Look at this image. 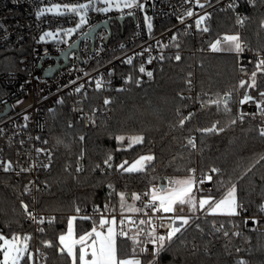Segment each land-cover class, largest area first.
<instances>
[{"label": "trees", "instance_id": "obj_1", "mask_svg": "<svg viewBox=\"0 0 264 264\" xmlns=\"http://www.w3.org/2000/svg\"><path fill=\"white\" fill-rule=\"evenodd\" d=\"M250 20L239 29L236 25V15L233 11H216L208 22L210 27V40L203 41L201 37H190L183 32L173 47L166 53L161 66L156 70L153 79L143 80L138 87L134 83L125 85V91L91 92L85 100V107L91 110L102 102L105 96L112 98V112L109 117H98L96 126H85L84 120H78L72 111L70 101L54 109L53 116L46 113V127L43 137L55 148L53 164L50 171L40 174V191L35 203L31 194H23L26 182H18L12 174L0 171V228L9 238L13 234L21 237L30 235L29 250L35 246V241L47 254L46 264H70V259L57 253L56 247L46 248L41 243L45 240L58 245V236L67 231L68 219L75 212L77 206L93 208L96 205L104 208L105 203L110 207L115 206L114 213H120L119 197L117 193H143L151 184L161 181L163 174H169L175 179L185 178L189 173L187 168H195L198 173L207 172L211 167H220L225 170L226 177L233 180L264 154V139L260 138L256 129L258 120L246 118L244 123H237L227 127L229 121L236 113V57L229 53L205 52L207 46L222 34H232L241 30L242 38L253 48H264V30H261L260 20L264 19V4H258L255 8H246ZM259 33V35H258ZM179 45L176 47L175 45ZM176 50H180L181 60L176 61ZM191 51H196L191 54ZM29 52L26 47L8 50L0 46V75L18 70L21 59ZM172 57V59H167ZM119 73L132 75L139 78L134 70L118 68ZM192 73L193 91L201 100H181L179 93L188 92L185 80L187 74ZM264 88V87H263ZM262 88V89H263ZM226 92H232L231 114L223 111L217 112L215 105L205 104L201 110V102L215 99L217 95L223 96ZM207 93L208 95H204ZM187 105V107H184ZM182 115H177V109ZM195 116L187 121L183 128L178 126L179 120L189 113ZM219 121V126L227 127L220 135H202L197 129L211 127ZM73 122L69 128L68 123ZM251 130V131H250ZM144 134L146 139L143 144L124 146L113 138L124 135L126 138ZM85 140L81 142L79 136ZM195 137L196 149L186 147L187 139ZM57 139L62 143L57 144ZM81 148L85 149V159L81 162L86 171L79 175V183L73 179L76 161ZM120 150H117V149ZM111 153L113 156V168L106 173L96 171L92 173V167L99 163L103 167V160ZM152 153L156 156L155 169H149L146 175L124 174L115 170V166L127 160L133 163L141 155ZM70 165L68 171L65 166ZM70 170V171H69ZM264 176V161L257 164L245 180L238 185V197L248 209V214H257V204L260 201L261 189L251 191L250 181L255 179L259 184V178ZM157 177V180H152ZM225 177V178H226ZM215 179V176H214ZM43 181H47L49 187L45 189ZM112 184L115 192L109 197V187ZM219 197L220 193H213ZM23 200L31 210L36 206L38 211L44 214H53L54 222L41 226L44 232L35 233L33 224L28 220L20 201ZM129 203L133 201L129 200ZM138 206L139 202H135ZM187 211V209H185ZM99 219V217H95ZM92 227V221L76 219L75 231L77 236ZM254 244L248 255L252 264L264 263V233L251 232ZM188 248L192 243L199 247L198 255L189 256L188 249H181L174 245L170 252L163 253L159 264H236L232 245L225 248V242L211 243L199 233L190 230L187 234ZM212 246L208 254L205 247ZM118 247L123 255L131 254V243L127 240H118ZM231 253V254H228ZM174 257L176 259L174 260ZM144 264L149 260L144 258ZM23 264V262H22ZM34 264V262H33Z\"/></svg>", "mask_w": 264, "mask_h": 264}, {"label": "snow or ice", "instance_id": "obj_2", "mask_svg": "<svg viewBox=\"0 0 264 264\" xmlns=\"http://www.w3.org/2000/svg\"><path fill=\"white\" fill-rule=\"evenodd\" d=\"M185 3L190 2V0H184ZM221 0H216L219 4ZM96 3H103L104 7H96ZM195 3L201 8L214 7L212 0H205V3H200V0H195ZM245 3L250 7L255 8L258 3L264 4V0H245ZM113 7L116 9H144V4L140 0H87L86 3H75V4H64L62 7L60 5H53V7L40 8L36 12L37 18L42 17L45 13H55L57 15L65 16L72 15L77 19L74 27L67 29H57L54 33L52 31H45L39 37L38 42H47L46 38H55L60 31L65 34L70 35L73 32L80 29L83 25L88 23L87 13L89 11H96L100 13H107ZM236 7H238L237 0H231L227 5V8H231L235 12ZM221 11H225L226 8H221ZM127 15H134V12L129 11ZM185 15L187 17H192L194 15L193 11L187 10ZM236 24L243 27L245 21L249 19L248 16H240L239 13L236 14ZM212 13L205 11L203 15H199L198 19L195 21V27L198 32L207 33L210 31V27L207 22L211 20ZM145 21L147 24V29L149 34L152 30L151 18L145 16ZM181 23H184L183 17H177ZM202 25H204L202 27ZM261 30H264V19L260 20L259 25ZM259 35V33H258ZM173 41L177 39L174 35L171 37ZM159 44V41H157ZM169 45H162L166 48ZM179 47V45H175ZM71 47V46H69ZM124 46L121 45V48ZM209 50L212 52L219 53H229L235 54L237 60L239 61L240 55L245 51L252 52L255 57L254 70L248 75V79H241L236 88L244 89L242 98L239 100V105L241 108L237 111L234 118L229 121L227 127L236 125L238 122L243 124L245 119L251 117L255 119L260 116L264 120V89L258 86V74L264 76V55H262V49H253L246 41L241 38L239 32L234 34H225L222 38L217 39L214 43L209 45ZM151 51V45L148 48L143 49L142 52L136 53V56H143L144 52ZM47 50H45L44 55H47ZM134 56H128L122 62L128 65L133 64ZM154 57H148V63L151 64ZM159 60L166 59L163 55L158 57ZM167 59H172L168 57ZM176 61L181 60V55L177 53L174 56ZM249 64H253V60L248 61ZM239 70L243 74H247L246 65L240 64ZM99 71V69H96ZM114 70H109L108 75L111 76ZM139 73H145L147 77L151 80L153 79V72L147 71L144 64L141 63L138 69ZM91 74L89 72H84V76L88 77ZM192 73L187 74V79L185 84L187 85L188 91L193 88L192 83ZM39 79V78H37ZM81 79L77 77L75 80L69 81L68 84L63 85V88H68L70 85L77 84V80ZM125 83H134L136 86H140L143 81L140 78H135L132 75H128L125 78ZM95 83V89L101 90L105 86V81L103 79V74L99 78H93V80L88 81V83ZM29 81H26L28 83ZM110 83V81H108ZM23 90V85L20 86ZM85 83L78 84L72 93L83 94V98H87V91L85 90ZM125 88L116 89V91H125ZM256 92V95H252V92ZM70 93V95L72 94ZM181 100L191 99V97H186L181 92L178 94ZM204 95H208L205 93ZM232 92H226L223 96L217 95L215 99H209L207 101L201 102V110H203L205 104L215 105L217 112L223 111L225 114H231L232 109L230 103L232 102ZM197 100H201V97L197 95ZM21 101H17L20 103ZM113 101L111 99L105 98L104 105L105 111H108L107 106ZM58 104H64L65 100L60 98L56 101ZM79 103V102H77ZM249 105L250 107L254 105L255 110L251 112H244L242 109L243 105ZM184 107H187L185 105ZM74 112L81 113V119L85 121V126H96V113L100 111L99 109H93L91 113H85L82 108L73 107ZM49 112L54 116V109H49ZM177 115L181 116L182 113L180 109H177ZM195 116V113H189L179 120L178 126L183 128L187 121H190ZM25 121H28L30 117L25 115ZM23 127H27L25 124ZM68 127H73L72 123H68ZM227 127L219 126V121L212 124L211 127L197 129L202 135H220L227 130ZM251 131V130H250ZM260 138L264 139V125L256 129ZM3 133V129H0V134ZM121 148L124 146V142L127 139V146L131 147L133 144H143L145 143V135L139 134L135 136L125 137L124 135H119L113 137ZM29 139L41 140L39 136ZM79 140L83 142L85 137L83 135L79 136ZM57 144L62 143L57 139ZM20 145L23 146L25 141L20 140ZM42 144H47V140H41ZM186 147H190L195 150L197 145L195 137H189L187 139ZM117 150H120L119 148ZM0 149V153H2ZM37 160L28 167H23L19 164L17 160L16 164L19 166L20 171L16 173L17 176L20 173L32 172L34 169L42 168L45 171H50L52 167V153L46 148L34 147ZM31 158V150L24 153ZM41 154L47 156V163L39 161ZM21 153L18 151L17 156L19 157ZM85 159V149L81 148L80 154L76 161L75 172L77 175L73 176V179L79 183V175L86 171L84 165L81 163ZM113 156L111 153L107 155V158L103 160V167L101 164H95L91 171L95 173L100 171L101 173H106L107 169L113 168L112 164ZM156 156L152 153L139 156L133 163L129 164L127 160L123 161L121 164L115 166V170L119 172L122 176L124 174H141L146 175L148 170H154V161ZM264 161V154H260L258 159L255 160L247 169H245L240 175H238L235 180L231 176L225 174V170L220 167H211L207 172L201 171L200 175L197 176V169L187 168L186 171L189 173L185 178L174 179V178H160L163 182L151 184L147 191L143 193H117L119 197V209H120V219L117 221V217L113 215L116 211L115 206H111L109 203H105L104 208L101 209L99 205L93 207V215H83V216H73L68 219L67 231L64 234L58 236V245H53L52 241L45 240L41 243L46 248L56 247V251L61 256H66L70 259V264H144V257L150 253L151 259L147 261V264H159L161 255L163 253L170 252L174 245H178L181 249H188L189 256L195 257L198 255L199 247L195 243H192L191 248H188L189 241L187 240V234L190 230H193L201 237L205 235L215 236L216 233H222L224 238H229L230 230L225 229L223 221L217 226L215 220H208L209 216L217 217H239L243 213H246L248 209L244 206L243 201L238 197V185L241 181L248 177V174L253 171L257 164ZM70 165L65 166V171H68ZM0 171L5 173L14 171L13 161L5 160L0 156ZM215 176V179H214ZM226 177V178H225ZM157 177H152V180H157ZM45 189L49 187L47 181L42 182ZM206 183H211V187H203ZM251 191L255 192L256 188L261 189L260 193V203L257 204V209L260 213H264V176L259 178V184L256 183L255 179L250 181ZM31 186V187H30ZM32 187H36L40 191L38 185L35 181H29V185L24 188L23 194H31ZM109 197L115 192V188L112 184L108 185ZM220 193L219 197L213 193ZM131 200L133 203H129ZM35 197H33V203H35ZM135 202H139V206ZM21 207L23 208L26 216L36 221V216L30 212L29 205L23 200L20 201ZM185 209H187V214H185ZM77 214L81 212L79 206L75 208ZM99 213V219H95V215ZM104 213H108L105 215ZM126 214H136L135 218L132 215ZM79 218L80 220L92 221V227L90 230L79 234L77 236L75 231V221ZM253 224H258L259 221L255 217L251 218ZM55 218H51L49 223H53ZM248 219H243L245 225L248 224ZM39 223H44V219L40 218ZM228 223L233 224V227H238L235 222L229 220ZM128 224H136L137 227L133 232ZM203 225H210V231L205 232ZM10 225L5 224L3 228H9ZM3 228H0V264H33L34 260L38 256H43L44 253L38 248L35 253L29 251L28 241L32 239L30 235H24L21 237L19 234H13L11 238L4 234ZM163 230V231H161ZM40 232H44L43 228L38 229ZM130 233H132L130 235ZM232 236H241L242 233L239 231H232ZM219 238V237H217ZM118 240L121 242L127 240L131 243V254L123 255L120 248L118 247ZM21 241L23 243L21 244ZM231 243L230 239H227L225 243V248ZM149 245L151 247H149ZM205 253H209V249L205 247ZM240 248H236V252H240ZM231 254V253H228ZM176 257H174V260ZM187 264V260L184 261ZM236 264H249L248 261L238 259Z\"/></svg>", "mask_w": 264, "mask_h": 264}, {"label": "built area", "instance_id": "obj_3", "mask_svg": "<svg viewBox=\"0 0 264 264\" xmlns=\"http://www.w3.org/2000/svg\"><path fill=\"white\" fill-rule=\"evenodd\" d=\"M77 2L86 3L87 0H0V46L8 50H15L24 46L29 52L21 59L18 70L0 75V129H3V133L0 134V149L3 150L0 156L5 160L13 161L14 171L7 172V174H12L16 181L26 182L27 185H29L30 180L35 181L39 189L40 174L45 170L38 168L32 172L20 173L17 176L16 173L20 171V168L16 162L19 160V164L23 167L30 166L33 161L37 160L34 147L46 148L51 151L53 161L55 148L49 143L46 145L42 144L41 140H46L43 137L46 127V113L49 109H55L62 105L56 103L58 99H68L72 109L73 107L82 108L85 113H91L93 109H99L100 111L96 113V117H109L112 112V106L109 104L107 106L108 111H105L104 99L108 98L112 100L111 96H105L100 104L95 105L89 110L85 107L86 99L83 98V94L72 93V89L80 83H85V90L88 95L94 91L106 92L124 88L126 85L124 78L128 75L118 72V68L123 67L134 70L142 81L149 80L145 73H139L140 64H144L146 72L152 71L154 77L156 70L161 66L163 61L159 60L158 57L161 55L165 57L166 53L169 52L178 40L180 32L190 37L199 36L203 41L210 40V31L203 33L196 30L195 21L199 15H203L205 11L213 15L214 12L221 11V8H226L223 12L233 11L231 8H227L231 0H221L219 4L216 3V0H212L214 7H206L204 9H201L195 3V0H190L188 3H185L184 0H140L144 4L143 10H120L114 8L107 13L89 11L87 13L88 23L73 32V34L67 35L63 31H60L54 39L46 38V43L38 42L40 35L45 31L55 33L58 28H72L78 18L72 15L61 16L55 13H45L44 16L37 18L36 12L40 8L53 7V5H60L62 7L64 4H75ZM200 3H205V0H200ZM237 3L238 7L235 9V15L239 13L240 16H248L246 8L252 7L246 4L245 0H237ZM95 6L104 7L105 5L103 3H96ZM187 10L193 11L194 15L187 17L185 15ZM129 11L134 12V15H127ZM146 15L151 18L152 30L150 34L144 19ZM178 16L184 18V23H181L177 19ZM122 19L124 20L121 21ZM249 20L250 18L245 21L244 26ZM106 24L108 25L106 26ZM237 27L239 29L243 28L239 25ZM239 33L242 38L241 30H239ZM174 35L177 37L175 41L171 39ZM223 35L225 34L216 37L211 43L222 38ZM157 41H159V44ZM121 45L124 47L121 48ZM149 45H151V51L144 52L143 56L135 55L142 52L143 49L148 48ZM162 45L169 46L164 48ZM209 45L205 49V52L216 53L209 50ZM70 49L72 50L64 58V53ZM45 50H47V55H44ZM174 52L177 54L181 51L176 50ZM195 52L191 51V54ZM233 55L236 57L235 54ZM262 55H264V48L262 49ZM128 56L135 57L132 65L122 62ZM149 56L155 58L151 64L148 63ZM249 60H253V64H249ZM254 62L255 57L249 51L241 54L239 61L236 57V88L241 79H248V75L254 70ZM240 64L246 65L247 74L240 72ZM57 66L60 67L51 76H47V73ZM96 69H99V71H96ZM109 70H114L111 76L108 75ZM84 72H89L91 75L85 77ZM101 74H103L105 86L101 90H96L94 81L92 83H88V81L93 80V78H99ZM77 77L81 78L77 80V84L70 85L68 88L62 87L68 84L69 81L77 79ZM26 81L29 82L26 83ZM21 85H23V90H21ZM258 86L261 89L264 87V76L259 74ZM70 93L72 94L70 95ZM243 93L244 89H239V91L235 89L236 113L241 108L239 100L242 98ZM183 94L186 97H191L192 102L196 101V95L193 91ZM251 94L256 95V92L253 91ZM17 101L21 102L17 103ZM242 109L244 112L255 110L254 105L250 107L247 104L243 105ZM73 113L78 120H82L80 118L81 113L74 111ZM25 115L30 117L28 121L24 120L23 117ZM255 119L258 120V127L264 125V120L260 116H257ZM71 123L73 125V122ZM25 124H27V127H23ZM37 136L41 140L29 139V137L35 138ZM20 140L25 141L23 146L20 145ZM29 150L32 153L31 158L24 154ZM18 151L21 153L19 157L17 156ZM39 161L47 163V156L41 154ZM154 173H157V171L154 170ZM196 174L197 176L200 175L198 172ZM161 178L175 179V177L169 174H163ZM161 182L163 181L161 180L158 183ZM211 186V183L203 185V187ZM31 197L32 199L35 197L37 201L38 190L36 187H32ZM80 209L81 212L79 214L75 211L71 216L93 215V208L80 207ZM29 211L37 218L36 221L28 218L34 226L35 233H39L38 229L54 217L53 214L41 213L36 206ZM104 214L108 215V213ZM112 214L117 217V221L119 222L120 213ZM185 214H187V211H185ZM99 215L97 213L95 217H99ZM126 215H132L133 218L136 216V214ZM253 217L259 221L258 224L252 223L251 218ZM40 218L44 219V223H39ZM245 218L249 221L247 225L243 223V219ZM208 220H215L217 226H219L221 221L225 222L224 227L230 230V235L229 238H224L222 233H216L215 236L205 235L203 237L211 243H216L217 241L226 243L227 239H230L231 243L229 245H232L235 260L242 259L252 264L250 258H248L254 244L251 232L264 233V213L258 211L257 214L253 215L246 212L239 217L209 216ZM229 220L235 222L238 227H233V224L228 223ZM128 227L134 232L137 225L128 224ZM203 227L205 228V232L210 231V225H203ZM232 231H239L242 235L232 236ZM149 247L151 246L149 245ZM211 247L208 246L209 251ZM38 248L44 255L38 256L34 260V264H46L47 254L43 248L38 246L37 241H35V246L31 252L35 253ZM236 248H240L241 251L236 252ZM146 256L148 259H151L150 253Z\"/></svg>", "mask_w": 264, "mask_h": 264}, {"label": "water", "instance_id": "obj_4", "mask_svg": "<svg viewBox=\"0 0 264 264\" xmlns=\"http://www.w3.org/2000/svg\"><path fill=\"white\" fill-rule=\"evenodd\" d=\"M124 19H122L121 21H123ZM108 24H106V26H107ZM97 30V29H96ZM95 30V31H96ZM94 31V32H95ZM92 35H93V33H92ZM72 49H70V50H68L67 52H65L64 53V58H66L67 57V55L70 53V51H71ZM66 65V64H65ZM64 66V65H63ZM60 66H57V67H55L54 69H52L51 71H49L48 73H47V76H51L58 68H59ZM1 116V115H0Z\"/></svg>", "mask_w": 264, "mask_h": 264}, {"label": "rangeland", "instance_id": "obj_5", "mask_svg": "<svg viewBox=\"0 0 264 264\" xmlns=\"http://www.w3.org/2000/svg\"><path fill=\"white\" fill-rule=\"evenodd\" d=\"M105 6H106V5H105ZM114 8H115V7H113L112 9H114ZM112 9H111V10H112ZM146 16H147V15H146ZM72 34H73V33H72ZM0 243H2V242H0ZM22 243H23V241H21V244H22ZM28 247H29V246H28ZM29 251L31 252V250H29Z\"/></svg>", "mask_w": 264, "mask_h": 264}]
</instances>
